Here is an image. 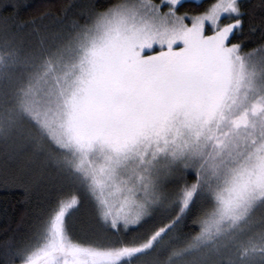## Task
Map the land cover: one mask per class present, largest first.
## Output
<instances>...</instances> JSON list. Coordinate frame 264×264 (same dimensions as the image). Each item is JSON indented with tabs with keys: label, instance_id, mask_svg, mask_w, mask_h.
Instances as JSON below:
<instances>
[{
	"label": "snow or ice",
	"instance_id": "6c2138e0",
	"mask_svg": "<svg viewBox=\"0 0 264 264\" xmlns=\"http://www.w3.org/2000/svg\"><path fill=\"white\" fill-rule=\"evenodd\" d=\"M0 0V264H264V3ZM251 43L252 47H249Z\"/></svg>",
	"mask_w": 264,
	"mask_h": 264
},
{
	"label": "trees",
	"instance_id": "16d2710c",
	"mask_svg": "<svg viewBox=\"0 0 264 264\" xmlns=\"http://www.w3.org/2000/svg\"><path fill=\"white\" fill-rule=\"evenodd\" d=\"M23 7L20 9V16L23 20H31L33 16L38 15L40 11L56 8L66 2V0H14ZM190 2H196L190 0ZM248 3L255 5L259 12V6L264 0H248ZM249 43V47H252ZM21 190L15 187H4L0 185V237H3L4 231L9 228H15L20 222L21 217L27 210L24 205Z\"/></svg>",
	"mask_w": 264,
	"mask_h": 264
},
{
	"label": "rangeland",
	"instance_id": "374dc122",
	"mask_svg": "<svg viewBox=\"0 0 264 264\" xmlns=\"http://www.w3.org/2000/svg\"><path fill=\"white\" fill-rule=\"evenodd\" d=\"M192 1H196V0H192Z\"/></svg>",
	"mask_w": 264,
	"mask_h": 264
}]
</instances>
